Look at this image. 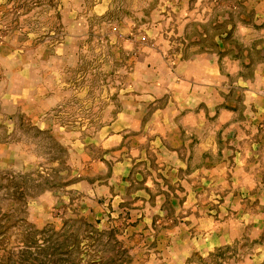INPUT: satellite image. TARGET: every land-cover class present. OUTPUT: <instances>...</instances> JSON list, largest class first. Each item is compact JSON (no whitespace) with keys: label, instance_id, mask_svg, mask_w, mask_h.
Masks as SVG:
<instances>
[{"label":"rangeland","instance_id":"1","mask_svg":"<svg viewBox=\"0 0 264 264\" xmlns=\"http://www.w3.org/2000/svg\"><path fill=\"white\" fill-rule=\"evenodd\" d=\"M203 53L236 84L264 75V0H0V80L53 84L0 99V264H252L249 239L205 260L206 220L264 206H201L204 164L160 152ZM215 91L212 112L243 110Z\"/></svg>","mask_w":264,"mask_h":264},{"label":"crops","instance_id":"2","mask_svg":"<svg viewBox=\"0 0 264 264\" xmlns=\"http://www.w3.org/2000/svg\"><path fill=\"white\" fill-rule=\"evenodd\" d=\"M185 1L188 0H180ZM0 59L2 64L3 59ZM190 66L193 69L188 73V105L173 112V115H186L187 123H180L178 117L170 124L157 125L162 139L168 135L167 131H177V135L171 138L172 149L163 147L161 155L170 154L172 161L181 162L180 147L185 146L188 162L204 164L202 173L190 176L201 181L193 183L195 190L202 189L201 206H253V209L256 206L259 210V206H264V75L257 73L250 81L240 79L236 84L227 79L231 71L221 73L218 58L209 53L196 56L189 62ZM239 71L235 66L233 73L239 75ZM17 75V80L9 77L0 80L1 100L20 98L22 96L16 92L28 91L29 88L34 90L35 97L36 92L52 90L48 72L47 80L28 78L20 69ZM59 85L62 89L66 81H60ZM216 88L220 95L229 89H239L243 93V110L227 105L221 106L218 114L214 113L215 110L212 112L208 101ZM47 97L52 98L51 94ZM253 216L251 221L242 217L230 222L224 217L218 221L206 220L209 226L205 236L209 247L204 252V259L211 258L213 248L221 250L229 244L239 247L235 258L243 259L244 247L238 244L249 239L252 264H264V239L261 238L264 236V221L260 222L258 215ZM247 228L251 231L250 238L245 232ZM236 264H242V261Z\"/></svg>","mask_w":264,"mask_h":264}]
</instances>
